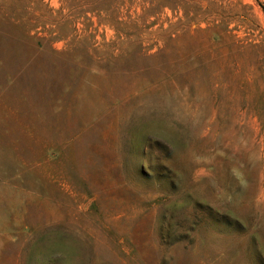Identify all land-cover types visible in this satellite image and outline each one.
<instances>
[{
	"label": "rangeland",
	"instance_id": "rangeland-1",
	"mask_svg": "<svg viewBox=\"0 0 264 264\" xmlns=\"http://www.w3.org/2000/svg\"><path fill=\"white\" fill-rule=\"evenodd\" d=\"M0 264H264V0H0Z\"/></svg>",
	"mask_w": 264,
	"mask_h": 264
}]
</instances>
